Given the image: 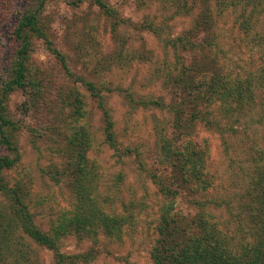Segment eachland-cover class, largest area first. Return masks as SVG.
<instances>
[{"label": "rangeland", "instance_id": "rangeland-1", "mask_svg": "<svg viewBox=\"0 0 264 264\" xmlns=\"http://www.w3.org/2000/svg\"><path fill=\"white\" fill-rule=\"evenodd\" d=\"M105 1L117 19L107 16L94 0H50L41 10L46 38H33L28 58L29 77L39 89L18 91L8 100L11 117L20 126L14 136L19 161L5 172V178L10 187L22 188L23 202L34 222L48 232L55 226L53 221L73 216L74 205L79 202L75 189L78 182L83 189V179L72 175L78 169L83 170L76 174L79 176L95 170L98 176L93 180L89 176L90 183L85 185L87 192L95 196L90 200L91 208L119 218L126 215L127 226L119 238L99 228L73 230L61 237L60 253L72 257L63 264H154L149 251L162 198L142 165L158 168L159 145L164 136L159 130L167 126L170 115L150 103L160 99L168 104L176 101L172 89H166L165 84L178 62L167 41L189 29L191 19L177 15L179 8L171 0ZM38 2L0 0L2 72L11 66L19 47L15 38L19 19ZM259 3L263 10L254 28L264 34V0ZM235 18L229 15L217 19V51L224 53L223 67L234 79H255L263 51L251 36L240 32ZM150 24L157 28L158 35L150 31ZM90 84L98 97L90 91ZM73 91L81 96L85 118L70 137L66 127L73 118V108L67 106ZM253 94L254 104H248L237 118L216 116L224 134L197 125L212 156L210 171L217 177L212 194L219 195L224 207L216 215L225 222L234 219L225 210L226 204L237 208V198L248 188L251 158L264 144V92L254 86ZM142 101L149 104L144 106ZM26 108H31L28 113H24ZM106 115L113 124L111 132L119 152L106 141ZM80 130L88 135H81ZM86 136L91 148L86 149L88 163L76 168L75 151H85L82 146ZM127 148L132 154L119 157ZM11 153L0 145V156ZM155 172L161 177L169 176L167 172ZM185 201L181 209L193 215L195 210ZM10 203L11 198L5 199L0 193V214ZM0 224L7 229L6 222ZM17 229L15 234L20 236ZM19 240L23 243L12 244L2 253L0 264H56L53 251L30 239ZM77 256L83 258L75 259Z\"/></svg>", "mask_w": 264, "mask_h": 264}, {"label": "trees", "instance_id": "trees-1", "mask_svg": "<svg viewBox=\"0 0 264 264\" xmlns=\"http://www.w3.org/2000/svg\"><path fill=\"white\" fill-rule=\"evenodd\" d=\"M36 1H39L37 6L25 12L16 26L15 38L19 47L11 66L2 72L0 65V145L12 152L0 156V193L5 199L11 198L9 206L0 214V223L6 222L8 225L6 229L5 225L0 224V257L11 249L12 244L23 243L19 239H30L36 245L53 251L56 264H63L72 257L60 253L58 239L71 234L73 230L79 232L96 228L119 238L127 226L128 217L124 215L119 218L118 215L112 216L91 208L90 200L95 196L87 192L85 185L88 187L90 183L89 176L93 180L98 173L91 170L79 176L76 174L83 170L78 169L72 176L78 180L83 179V189L78 182L75 194L79 202L74 205L73 216L60 217L53 221L55 226L45 232L37 226L29 208L24 204L22 188L10 187L5 178V172L12 170L19 161L18 152H14V136L20 126L11 117L8 100L18 91L39 89L37 83L29 77L28 58L33 38H46L40 17L41 10L50 0H34V3ZM105 2L94 0L95 5L107 16L117 19L113 9ZM173 2L179 8L177 15L190 18L191 26L180 36L167 41L178 62L172 67L165 84L166 89H172L176 101L168 104L160 99L150 103L170 115L167 126L159 130L164 136L159 145L161 157L156 162V170L159 173L167 172L169 176L165 178L163 174L161 177L153 168L142 165L162 198L156 212L157 223L150 257L154 264H264V144L257 147V155L251 158L248 188L245 194L237 198V208H229L230 204H226L225 210L234 219L225 222L216 215V211L224 207L219 195L212 194L217 177L209 168L212 160L210 149L197 130L199 124L208 127L213 133L224 134L216 116L221 119L237 118L245 112L248 104H254V86L264 92V34L254 28L255 20L263 8L260 0H171ZM229 15L236 17L240 32L245 37L251 36L252 41L263 51L259 58L261 66L253 75L255 79H242L240 76L234 79L223 67L221 60L224 53L217 51L215 29L217 19ZM116 26H113V32ZM153 26L150 24V31L158 35L157 28ZM89 88L96 97L99 96L92 84ZM141 103L144 106L149 104L145 101ZM70 107L73 108L70 114L73 118L68 122L66 131L67 135L74 137V131L85 118L84 105L77 91H73L69 97L67 108ZM30 109L26 108L24 113ZM105 119L108 133L106 141L119 152L116 137L111 132L113 124L108 115ZM78 132L88 135L84 130ZM83 140L85 151H75L78 164L73 165L76 168L88 163L86 149H91L88 136L83 137ZM131 154V149L127 148L118 156ZM185 199L189 208L195 210L193 215L181 209V202ZM11 219L12 223L8 221ZM13 220L17 222L16 225ZM14 226L18 228L20 236H16ZM81 258L77 256L75 259Z\"/></svg>", "mask_w": 264, "mask_h": 264}]
</instances>
